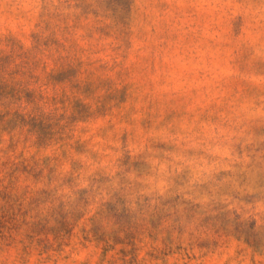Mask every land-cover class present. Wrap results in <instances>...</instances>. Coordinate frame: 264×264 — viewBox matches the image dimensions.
Here are the masks:
<instances>
[{"label":"rangeland","instance_id":"obj_1","mask_svg":"<svg viewBox=\"0 0 264 264\" xmlns=\"http://www.w3.org/2000/svg\"><path fill=\"white\" fill-rule=\"evenodd\" d=\"M0 264H264V0H0Z\"/></svg>","mask_w":264,"mask_h":264}]
</instances>
